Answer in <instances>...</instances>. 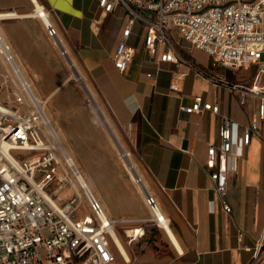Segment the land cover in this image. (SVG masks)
<instances>
[{
    "label": "crops",
    "instance_id": "0c3cea01",
    "mask_svg": "<svg viewBox=\"0 0 264 264\" xmlns=\"http://www.w3.org/2000/svg\"><path fill=\"white\" fill-rule=\"evenodd\" d=\"M36 1L50 11L91 77L114 129L133 150L148 187L169 219L167 230L154 227L134 240L131 238L142 224L118 225L115 234L130 257L120 256L115 246L122 262L117 259L114 264H264V120L238 170L229 174L227 201L232 212L224 210L206 166L209 146L220 143L224 117L237 122L240 130L258 119L264 96L248 93L243 104L239 90L264 92L260 66H214L209 54L192 48L175 28L169 34L188 63H162V48L150 52L147 29L136 22L128 42L135 55L122 73L114 56L130 20L124 7L106 12L100 0ZM33 6L36 8L35 0H0V13L19 15L17 20L1 24L3 32L34 86L51 99L65 139L109 216L149 217L144 197L121 165L111 136L95 112L81 106L82 91L66 83L63 60L42 22L28 13ZM149 73L154 80L147 77ZM197 96L219 106V113H186L182 107L191 106Z\"/></svg>",
    "mask_w": 264,
    "mask_h": 264
},
{
    "label": "built area",
    "instance_id": "2783aa9c",
    "mask_svg": "<svg viewBox=\"0 0 264 264\" xmlns=\"http://www.w3.org/2000/svg\"><path fill=\"white\" fill-rule=\"evenodd\" d=\"M99 3L106 12L122 6L130 16L114 56L115 66L122 73L129 69L135 55L128 42L136 22L147 29V49L154 52L162 48L159 58L162 63H188L169 34L173 26L192 48L209 54L214 66L240 69L255 64L264 73V0H100ZM5 13L9 12L0 13V24L18 19ZM33 15L32 18L42 22L69 71L68 81L82 91L84 105L95 112L111 136L117 157L143 195L150 215L142 219L109 216L76 157L57 132L48 100L37 92L0 25V264H114L117 255L113 232L118 225L142 224L135 230L131 238L134 240L145 237L154 227L167 230L169 219L148 187L133 150L110 128L91 77L76 59L50 11L43 6L37 13L34 7ZM189 66L196 69L192 64ZM147 77L155 79L152 73ZM171 89L178 91L177 86ZM239 91L243 104L248 93L264 96L256 88ZM182 109L188 114L220 111L219 106L207 102L203 96H197L191 106ZM263 120L264 98L258 119L243 130L237 122L224 117L219 145L208 148L206 166L228 213L232 212L227 201L229 174L238 170Z\"/></svg>",
    "mask_w": 264,
    "mask_h": 264
},
{
    "label": "rangeland",
    "instance_id": "374dc122",
    "mask_svg": "<svg viewBox=\"0 0 264 264\" xmlns=\"http://www.w3.org/2000/svg\"><path fill=\"white\" fill-rule=\"evenodd\" d=\"M33 8H34V6H33ZM33 8H32V10L30 11V12H28L29 14L30 13H33ZM34 19H36V20H38V18H34ZM19 20H28L27 18L26 19H19ZM1 25V24H0ZM174 27L173 26H171V29H173ZM2 29V28H1ZM172 36L175 38V40L177 41L178 40V36H177V32L175 31V30H173L172 31ZM179 37L182 39V37L179 35ZM183 40V39H182ZM66 72H67V77H66V83L67 84H71V85H73L75 88L77 87L76 85H75V83L74 82H71V81H68L69 80V77H70V75H69V71L68 70H66ZM32 80V79H31ZM36 84V83H35ZM35 88H37V84L35 85ZM77 89V88H76ZM78 90V89H77ZM37 91H38V88H37ZM78 92L80 93V91L78 90ZM38 93L42 96V97H44V98H46L47 100H48V110H49V114H50V116H51V118H52V120H53V122H54V125H55V128H56V130H57V132L59 133V135L61 136V138L63 139V141L65 142V144L67 145V147H68V149L70 150V152L75 156V154L73 153V151L71 150V148H70V146L68 145V143H67V141H66V139H65V136H64V134H63V132H62V130H61V127H60V124H59V117L58 116H56L55 114H53V112H52V109H51V99L49 98V97H46V96H43L39 91H38ZM81 95V94H80ZM81 106H83V107H85V105H84V103H83V97H82V95H81ZM107 111V110H106ZM95 118V117H94ZM102 125V124H101ZM119 132V131H118ZM119 134V136L121 137V135H120V133H118ZM91 184V183H90ZM119 232H120V234H124V232H123V230H120L119 229ZM125 244H126V246H127V248H128V250L130 249V246H129V244H128V241L126 240V242H125ZM129 246V247H128ZM117 259H118V262H122V258L117 254Z\"/></svg>",
    "mask_w": 264,
    "mask_h": 264
},
{
    "label": "bare ground",
    "instance_id": "6f19581e",
    "mask_svg": "<svg viewBox=\"0 0 264 264\" xmlns=\"http://www.w3.org/2000/svg\"><path fill=\"white\" fill-rule=\"evenodd\" d=\"M35 3H36V9H37V13H38L39 11L42 10V7H43V6H41L36 0H35ZM7 14H8V15H7ZM5 16H15L16 18L19 17V15L16 14V13H5ZM22 16H23V15H22ZM101 109H102L103 114L107 117V120H108V122H109L110 128L113 129V130L116 132V130L114 129V126H113V124H112V122H111V120H110V118H109L107 112L104 110L102 104H101ZM116 133H117V132H116ZM117 134H118V133H117ZM115 233H116V231L113 232L114 244H115V246H116V248H117V250H118L120 256H122L123 258L129 260V257H130V256L128 255V252H127V250H126V248H125V246H124L122 240L120 239L119 235H118V234H115Z\"/></svg>",
    "mask_w": 264,
    "mask_h": 264
}]
</instances>
